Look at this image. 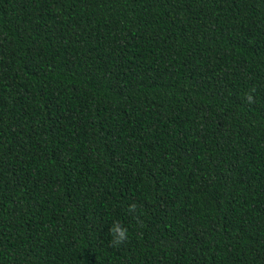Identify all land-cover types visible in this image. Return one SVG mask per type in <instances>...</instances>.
<instances>
[{"label": "trees", "instance_id": "1", "mask_svg": "<svg viewBox=\"0 0 264 264\" xmlns=\"http://www.w3.org/2000/svg\"><path fill=\"white\" fill-rule=\"evenodd\" d=\"M0 264H264V0H0Z\"/></svg>", "mask_w": 264, "mask_h": 264}, {"label": "clouds", "instance_id": "2", "mask_svg": "<svg viewBox=\"0 0 264 264\" xmlns=\"http://www.w3.org/2000/svg\"><path fill=\"white\" fill-rule=\"evenodd\" d=\"M255 88L249 90V93L246 94V103L252 104L254 103V95ZM128 211L130 213H136V205L131 204L128 206ZM112 239L110 240L111 247H120L125 244L129 239V232L128 229L121 225L119 221L115 222L109 231Z\"/></svg>", "mask_w": 264, "mask_h": 264}]
</instances>
